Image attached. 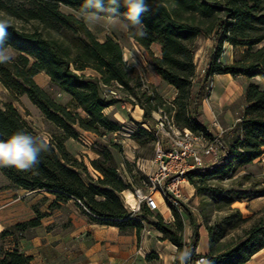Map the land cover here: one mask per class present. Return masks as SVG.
Returning a JSON list of instances; mask_svg holds the SVG:
<instances>
[{"label":"trees","instance_id":"trees-1","mask_svg":"<svg viewBox=\"0 0 264 264\" xmlns=\"http://www.w3.org/2000/svg\"><path fill=\"white\" fill-rule=\"evenodd\" d=\"M147 2L149 10L140 17L146 35H135L129 29L127 34L148 52L152 70L176 90L171 102L164 101L146 85L134 66H128L116 40L107 37L100 41L77 17L83 0H0V18L10 24L5 43L14 55L11 63L0 64V84L11 99L25 95L55 128L47 139L50 151L41 154L34 170L0 166V173L7 180L5 188L49 193L53 199L47 209L61 207L71 200L89 221L115 226L122 233L134 230L139 237L143 223L138 217L151 211L144 204L139 212L129 210L121 193L136 185L137 179L141 184L145 175L136 168L133 173L134 163L124 159L120 162L127 180L122 177L120 162L115 157L121 144L114 134L123 125L113 112L105 109L121 100L139 105L142 118L133 120L135 127L130 136L139 146L150 149L153 136L141 124L151 121L152 112L161 109L178 128L203 132L215 139L219 159L205 169L189 171L187 178L198 195L206 196L214 209L224 213L212 222L203 214L206 253L196 251L199 224L182 203L191 225L189 240L182 237L184 221L175 207H171L173 221H165L159 213L155 215L153 225L162 234L160 238L177 249L191 248L189 264H195L202 256L212 264H246L264 248V207L245 217L231 205L237 200L264 195V185L255 187L258 182L247 172L240 175L242 181L251 179L246 188L225 184L264 151V88L254 80L246 84L241 111L220 134L207 132L199 107L207 95L209 79L215 74L264 78V0ZM118 11L124 13L127 9L121 6ZM199 35L209 37L212 46L203 73L195 82L194 53ZM153 44L159 46V56L151 50ZM224 44L234 50L230 63L220 60ZM40 72L48 76L63 101L34 80ZM109 90L119 91L122 97H115ZM78 129L96 135L92 147L97 156L89 160L96 172L94 176L65 145L67 139L78 137ZM17 130L39 135L11 101L0 102V139H7ZM236 184L240 186L241 181ZM43 198L48 199L45 195ZM204 208L201 205L202 213ZM32 210L31 218L0 231V264H30L32 256L21 252L17 241L26 236L25 231L40 226L47 215L37 205ZM145 258L156 264L162 262L155 251ZM172 264L178 261L173 260Z\"/></svg>","mask_w":264,"mask_h":264},{"label":"rangeland","instance_id":"rangeland-1","mask_svg":"<svg viewBox=\"0 0 264 264\" xmlns=\"http://www.w3.org/2000/svg\"><path fill=\"white\" fill-rule=\"evenodd\" d=\"M63 10L68 11L67 8H63ZM86 25L100 41L105 40L107 37L116 40L122 47L124 60L127 62L129 58L131 59V61L134 63L132 66H134L139 71L143 82L150 88L154 89L164 99V101H172V99L176 95V90L151 70L152 68L148 66L150 58L148 52L128 36L127 29L124 28L121 23H110L102 19L95 25ZM195 43L196 49L194 53V63L196 67V82L197 78L200 77L203 73V69L207 64L210 48L212 46V40L209 37L199 35ZM151 50L154 52V54L159 53L157 45H152ZM233 53V48L228 44H224L223 53L220 60L223 63L232 62ZM257 77L260 76H255L252 79H247V77L243 75H238L236 78H233L230 74H215L209 79L207 95L200 105L199 111L202 113L203 122L207 126L211 127L212 132L216 133V130L219 131L220 129H226L235 122L238 113L243 107V93L245 86L250 80L257 81L260 86L264 88V78L260 77V79L257 80ZM34 80L41 87L51 93L57 100H64L63 96L59 93H56L55 89L51 86L49 78L46 74L40 72L34 76ZM114 91L115 94L113 95L115 97H122L119 91ZM5 101H11L13 105L18 109L19 113L28 121V123L40 136L48 139V136L52 132H55V128L53 127V125L44 119L38 108L34 106L25 95H19L16 99H11L7 90L0 84V102ZM139 108L140 107L137 104H132L127 100H121L114 105L106 108L105 112H113L114 117L123 125L122 129L117 134H114L115 140L121 144L120 152L115 155L116 160L120 162L121 160L126 159L130 163H134L135 166L134 168H132L133 173H135L134 169L136 168L145 175V173L149 171V162L153 156V147L150 149L148 146H139L130 136L132 130L135 127V123L133 122V120L140 121L142 118L143 110L140 114ZM160 111L162 110L160 109L159 111L152 112V120L147 123L141 124V126L144 128L150 127ZM124 116L126 117V119L122 122L120 119ZM214 120L217 122V128L212 126V122ZM78 131V137L75 139H67L65 141V145L66 143H68V150L74 156L77 155L76 157L84 162V165L88 167L89 173L94 176L96 172H94V170L90 166L89 160L97 156L92 147L96 135L88 131L79 129ZM136 155H139V157L136 158ZM123 167L124 164L120 162L118 168L121 170V172ZM245 172L250 173L251 179L258 182L255 187L264 185V151L259 158L253 161L252 164L247 165L243 169L239 170L234 178L232 180H229L225 185L239 187L241 189L246 188L251 179L243 181L241 180L240 175ZM122 177L127 180L126 174L123 172ZM5 181H2V179L0 178V193H3L2 191L5 188ZM239 181H241L240 186L236 184ZM139 185L140 180L137 179V184L134 186ZM181 190L182 204H184L191 211L195 220L199 224V241L196 251L200 253L201 249H203L204 247L206 249L208 248L207 233L204 225L202 224L203 214L209 219V221L212 222L217 216L222 215L224 212L214 209V204L209 201L206 196L198 195L194 186L189 181L182 184ZM4 194L5 195H3L2 197V200L4 201L8 200L9 198H17L16 194ZM124 195L126 194L124 193ZM16 200L17 201L12 205H16V207L14 208L16 211H18L17 213H19L18 220H11V222L8 223L7 226L12 225L16 221H23L31 218L34 213H32L33 211L30 210V207H33V205H37L41 211H45V213L47 214L54 215V219L58 221V223H66L68 222V220L73 219V217H79L83 214L81 211L75 208L73 202H69L66 205L64 204L61 207H54L47 210L45 209L44 205L47 203V201L43 198V196L34 199V196L29 194ZM34 202L35 204H30ZM201 205L205 207L202 210L203 213L201 212ZM231 207L239 208V210L245 217L251 216L254 212L261 210L264 207V195L250 199H244L241 201L237 200L231 205ZM177 209L179 210L184 221V232L182 234V237L185 241H188L189 235L191 233V225L188 216L182 209V206H179ZM158 213L165 221H173L171 206H169L168 202L165 200V205L163 208L160 207V211L154 210L151 211L150 214H145L138 217L142 220L143 223L141 232L143 233L149 230L148 235L152 234L154 236L156 235V233L159 234L157 238L162 241L160 244H158L159 251L162 254V258L160 257L162 259L161 264H172L173 257L178 249L170 241L162 240L160 238L162 234L158 230H156L155 226L153 225V222L156 220L155 215ZM33 231V229H29L25 231L24 234L26 236H30ZM151 263L156 264L154 261H151ZM246 264H264V248L253 255Z\"/></svg>","mask_w":264,"mask_h":264},{"label":"crops","instance_id":"crops-1","mask_svg":"<svg viewBox=\"0 0 264 264\" xmlns=\"http://www.w3.org/2000/svg\"><path fill=\"white\" fill-rule=\"evenodd\" d=\"M159 54L160 49L155 55L159 56ZM148 66L151 68L150 64ZM125 119L124 116L120 120L123 122ZM66 147L68 149V143ZM0 178L2 181L6 180L1 173ZM5 182L7 183V180ZM2 192L0 193V231L7 227L11 220H18L19 213L14 208L16 205H12L17 201L16 199L29 194L34 196V199L45 195L48 197L47 203L44 204L45 209L53 199V196L46 192L10 188H4ZM4 193L16 194L17 198L4 201L2 200ZM69 202L73 201L70 200L65 205ZM73 205L79 210L74 203ZM164 205V199H159V211ZM30 210L33 211L32 207ZM33 230L30 236L20 237L17 241L18 249L32 256L30 264H152L145 258L151 251H155L162 258L158 245L162 241L157 238L158 233L154 236L148 235L149 230H147L141 232L139 237L134 230L122 233L115 226L91 222L84 214L75 216L66 223H58L54 215L47 214L42 218L41 225ZM10 244L14 243L10 242ZM206 252L207 249L204 247L200 253Z\"/></svg>","mask_w":264,"mask_h":264},{"label":"built area","instance_id":"built-area-1","mask_svg":"<svg viewBox=\"0 0 264 264\" xmlns=\"http://www.w3.org/2000/svg\"><path fill=\"white\" fill-rule=\"evenodd\" d=\"M115 94L114 90H109ZM212 126L217 128L214 120ZM153 136V156L149 171L139 186L131 187L135 199L131 205L122 191L124 205L131 211H139L144 204L149 211L159 210V199L171 207L182 203V184L188 182L189 171H199L214 164L220 156L215 139H209L203 132L194 133L187 128L180 129L172 117L160 111L150 127H145ZM207 132L213 133L207 126ZM222 130H216L220 134Z\"/></svg>","mask_w":264,"mask_h":264},{"label":"clouds","instance_id":"clouds-1","mask_svg":"<svg viewBox=\"0 0 264 264\" xmlns=\"http://www.w3.org/2000/svg\"><path fill=\"white\" fill-rule=\"evenodd\" d=\"M124 6L127 11L118 10ZM149 10L147 0H83L76 13L85 24L95 25L102 19L110 23H121L124 28L133 31L135 35L145 36L141 15ZM10 24L8 20L0 18V64L11 63L14 59L10 46H6V37ZM128 66L134 63L128 59ZM260 77H257L259 80ZM50 151L49 141L40 136L32 135L24 130H17L7 137L0 139V166L14 167L20 171H32L39 162L42 153ZM178 255L173 257L178 264H189L193 250L189 247L178 249ZM195 264H212L207 257H201Z\"/></svg>","mask_w":264,"mask_h":264},{"label":"bare ground","instance_id":"bare-ground-1","mask_svg":"<svg viewBox=\"0 0 264 264\" xmlns=\"http://www.w3.org/2000/svg\"><path fill=\"white\" fill-rule=\"evenodd\" d=\"M214 95V94H213ZM216 96V95H215ZM212 97V96H211ZM125 194H126V197H127V201L131 204V205H134L135 204V199L131 193L130 190L126 189L125 190Z\"/></svg>","mask_w":264,"mask_h":264}]
</instances>
